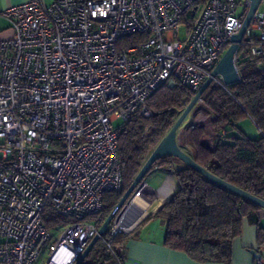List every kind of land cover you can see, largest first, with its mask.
I'll list each match as a JSON object with an SVG mask.
<instances>
[{
  "label": "built area",
  "instance_id": "obj_1",
  "mask_svg": "<svg viewBox=\"0 0 264 264\" xmlns=\"http://www.w3.org/2000/svg\"><path fill=\"white\" fill-rule=\"evenodd\" d=\"M248 6L249 0H27L3 11L11 35L0 39V264L76 261L106 219L104 195L122 192L114 122L136 111L149 117L147 99L161 85L193 96ZM131 35L141 39L120 42ZM249 38L256 42L239 51ZM262 53L264 12L257 9L238 44V74L239 58ZM131 201L98 238L116 264L124 263L125 249L115 253L111 241L136 224L120 225ZM45 208L68 221L47 228ZM257 254L255 263L264 264V251Z\"/></svg>",
  "mask_w": 264,
  "mask_h": 264
},
{
  "label": "trees",
  "instance_id": "obj_2",
  "mask_svg": "<svg viewBox=\"0 0 264 264\" xmlns=\"http://www.w3.org/2000/svg\"><path fill=\"white\" fill-rule=\"evenodd\" d=\"M141 35L126 36L120 42L138 41ZM119 42V43H120ZM249 48L256 41L245 40ZM260 59L261 66L256 65ZM240 79L228 86L212 81L202 92V109L213 114L207 129L200 107L192 111L201 119L190 122L180 130L179 146L200 166L224 181L264 199V53L260 57L247 55L238 59ZM183 87L161 85L147 99L149 117L136 111L118 127L117 152L122 169V192L106 193L103 198L105 217L152 151L171 128L175 119L191 99ZM194 108V107H193ZM249 118L260 132L252 138L245 134L239 122ZM193 125L191 127L190 125ZM172 156L158 158L154 164L170 170L176 189L154 211L164 222V245L181 251L196 262H229L232 240L240 235L244 217L257 224L258 253L264 250V227L258 225L260 206L208 180L201 173ZM47 228L66 223L48 208L42 214ZM129 233H118L111 241V249L118 253ZM80 264H116L111 250L101 241L90 249Z\"/></svg>",
  "mask_w": 264,
  "mask_h": 264
},
{
  "label": "crops",
  "instance_id": "obj_3",
  "mask_svg": "<svg viewBox=\"0 0 264 264\" xmlns=\"http://www.w3.org/2000/svg\"><path fill=\"white\" fill-rule=\"evenodd\" d=\"M24 1L27 0H0V39L8 38L11 35L9 22L3 16V11ZM41 1L47 5L53 0ZM258 11L264 12V0L259 4ZM198 102L201 103L200 100ZM240 129L247 134L242 127ZM180 130H183V127ZM257 131L259 132L258 129ZM177 133L181 134L180 131ZM177 133L176 140L179 144L180 136L177 137ZM174 165L179 166L180 161H174ZM143 182V195L148 203L144 207L145 200L140 195L136 196V203L144 208L138 207L133 202L135 205L133 217L139 215L140 217L129 232V238L124 245L125 261L123 264H256V257L251 253V250H254L255 253L259 251L256 242L257 224L250 222L247 217L242 219L240 235L232 240L229 262H196L183 252L166 247L164 245V222L153 213L176 189L175 178L170 170L152 165L144 176ZM257 216L258 225L264 227V208L257 211Z\"/></svg>",
  "mask_w": 264,
  "mask_h": 264
},
{
  "label": "water",
  "instance_id": "obj_4",
  "mask_svg": "<svg viewBox=\"0 0 264 264\" xmlns=\"http://www.w3.org/2000/svg\"><path fill=\"white\" fill-rule=\"evenodd\" d=\"M262 0H249L248 9L243 17L241 27L239 30L232 34L230 37V43L227 46L226 50L212 69L210 75L203 81L199 89L194 93L189 102L180 112L178 117L175 119L171 128L164 134V136L158 141V143L153 147L152 151L148 155L147 159L142 164L141 168L135 175L133 181L122 194L116 205L113 207L111 212L108 214L106 219L100 225L98 229V234L95 235L87 244L83 252L79 255L76 261L73 264H80L93 245L97 242L99 235L103 234L112 219L120 211V209L131 200V198L139 191L141 185L144 183L143 179L148 170L152 167L154 162L163 156H172L177 158L182 163L193 168L197 172L201 173L208 180L238 194L239 196L251 201L252 203L264 208V199H261L247 191L232 185L223 179L211 174L205 168L200 166L189 153L184 151L177 143L176 133L186 116L191 112L195 104L200 100L202 92L209 86V84L214 81L216 77L221 78L222 83L225 86H228L232 83L237 82L240 79L238 71L235 65V55L237 52L238 44L242 41L245 30L248 28L252 15L258 9L259 4ZM251 253L256 257L258 254L254 250H251Z\"/></svg>",
  "mask_w": 264,
  "mask_h": 264
},
{
  "label": "rangeland",
  "instance_id": "obj_5",
  "mask_svg": "<svg viewBox=\"0 0 264 264\" xmlns=\"http://www.w3.org/2000/svg\"><path fill=\"white\" fill-rule=\"evenodd\" d=\"M183 36H184V31H183V28H181V30H180V37H183ZM202 106L203 105L201 103L199 104V102H197L195 104L193 110L196 107H200L202 109ZM202 110L204 111V112H202V119H206L207 120V122H206L207 129H209V122L212 120L213 114L210 111H205L204 109H202ZM191 112L186 116V118L184 119V121L182 122V124L180 125V127L178 128L177 132L180 131L181 127H185V126H187L190 123L191 118H192L191 117V115H192ZM120 124H121V121L120 120H116L114 122V126H116V127H118ZM238 124H239L240 127H242L245 130V132L247 133L248 136H250L252 138H257L259 136L260 133L257 131V128L255 127V125L252 123V121L250 119L245 118L242 121H240ZM210 131L211 130L209 129V132ZM142 193H144V191H142ZM139 217H140V215L137 216L136 218L139 219Z\"/></svg>",
  "mask_w": 264,
  "mask_h": 264
},
{
  "label": "bare ground",
  "instance_id": "obj_6",
  "mask_svg": "<svg viewBox=\"0 0 264 264\" xmlns=\"http://www.w3.org/2000/svg\"><path fill=\"white\" fill-rule=\"evenodd\" d=\"M140 195L144 198L145 202H144V207L146 206V204L148 203L147 199L144 197L143 193L137 192L133 197H132V201L129 204V206H127L124 210V212H122L121 214V218H120V225L122 228L124 229H129L134 223H136V221L138 220L136 217H133L134 213H135V205L134 203L141 208H144L143 206L139 205L138 203H136V196ZM134 202V203H133ZM143 214V213H141ZM132 216V218H131ZM137 219V220H135Z\"/></svg>",
  "mask_w": 264,
  "mask_h": 264
}]
</instances>
